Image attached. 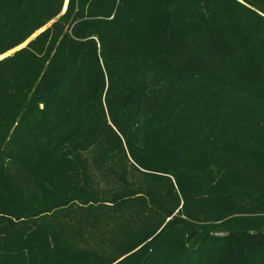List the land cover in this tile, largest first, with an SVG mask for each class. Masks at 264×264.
<instances>
[{
	"label": "trees",
	"instance_id": "1",
	"mask_svg": "<svg viewBox=\"0 0 264 264\" xmlns=\"http://www.w3.org/2000/svg\"><path fill=\"white\" fill-rule=\"evenodd\" d=\"M0 264H264V0H0Z\"/></svg>",
	"mask_w": 264,
	"mask_h": 264
},
{
	"label": "rangeland",
	"instance_id": "2",
	"mask_svg": "<svg viewBox=\"0 0 264 264\" xmlns=\"http://www.w3.org/2000/svg\"><path fill=\"white\" fill-rule=\"evenodd\" d=\"M43 29H44V27L41 28L40 30L36 31L31 37H29L25 42H23V43L20 44L19 46H17V47H15V48H13V49H11V50L5 52L4 54L0 55V58H2V57H4V56H7V55H11V54H12L13 52H15L16 50H18V49L24 47V46L27 44V42H28L29 40H31L36 34H38V33H39L40 31H42Z\"/></svg>",
	"mask_w": 264,
	"mask_h": 264
}]
</instances>
